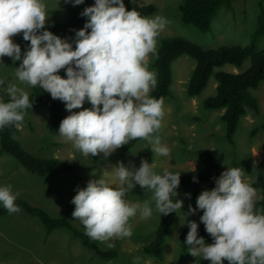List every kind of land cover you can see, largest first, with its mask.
<instances>
[{
	"label": "clouds",
	"instance_id": "clouds-1",
	"mask_svg": "<svg viewBox=\"0 0 264 264\" xmlns=\"http://www.w3.org/2000/svg\"><path fill=\"white\" fill-rule=\"evenodd\" d=\"M64 3L77 6L84 0ZM79 15L87 19L81 29L74 30L70 43L45 28V0H0V57L20 61L14 73L20 84L38 86L64 104L69 115L60 121L58 135L82 155L107 157L130 140L142 139L152 146V153L168 156V147L154 135L161 127L164 109L161 99L149 95L156 80L148 68V57L155 56L156 38L169 21L160 15L149 18L136 10L126 11L123 0H94ZM16 34L28 42L23 54L12 40ZM61 69L64 78L58 74ZM0 91L8 97L7 102L0 98V129L19 127L23 110L32 105L27 92L2 77ZM85 100L91 109L72 111L80 109ZM113 170L118 180L115 187L101 176L74 189L71 216L90 239L112 247L108 242L113 238L131 235V218L152 216L148 201L129 202L127 194L136 185L152 194L160 216L181 209L182 201L173 200L180 173L165 170L157 174L143 159L138 168L118 161ZM242 175L239 167H227L211 190L196 197L195 209L188 207L186 215L202 210L199 221L210 244L198 237L197 223L181 215L188 228L184 244L191 256L209 264H264V213L257 207L256 189ZM192 179L196 182L195 176ZM18 196L10 185L0 186V207L10 214L18 212Z\"/></svg>",
	"mask_w": 264,
	"mask_h": 264
},
{
	"label": "rangeland",
	"instance_id": "rangeland-1",
	"mask_svg": "<svg viewBox=\"0 0 264 264\" xmlns=\"http://www.w3.org/2000/svg\"><path fill=\"white\" fill-rule=\"evenodd\" d=\"M182 2L183 0H130L133 8L153 5L155 10L149 18L160 15L169 21L156 38V51L163 39L174 36L182 37L204 49L244 46L255 29L259 10L264 12V0H236L230 10L222 8L217 12L211 22L210 31L203 34L180 22L179 8ZM45 4L48 14L45 24L65 21L68 15L66 10L73 7L70 3L65 4L64 0H45ZM19 36L22 35H15ZM13 37L12 40L16 43ZM257 49H264V37L257 41ZM154 58L155 56L149 55L148 68L155 74L151 67ZM0 62L3 64L0 65V77L6 82L17 84L29 93L33 87L20 84L14 75L20 61H13L5 56L0 57ZM194 65L195 61L187 56L179 57L171 65L170 95L163 101L164 115L161 127L156 133L161 144L168 147V156L152 153V146L142 139L124 154H121L120 146L107 157L103 154L82 155L72 147L71 142L58 135V127H49L47 108L39 106L24 115L13 138L30 155L66 161L71 163L75 170L71 175L38 177L26 172L9 155L0 152V186L10 185L14 193L19 192L17 199L25 200L51 218H64L74 229L84 232L83 226L71 216L74 205L70 201L76 194L74 189L83 188L89 180L99 179L101 176L109 186L115 187L118 180L113 168L118 161L125 167L138 168L143 159L152 164L153 171L157 174L167 170L187 176L200 170L196 152L205 149L213 156L222 155L220 173L227 167H239L243 173L242 180L249 184L258 174L264 177V131L260 129L264 123V79L257 89L249 91L257 103V110L245 108V114L239 119L232 141L228 142L224 135V124L220 120L223 110H206L202 107L203 101L214 95V78H209L198 96L191 98L186 95V84ZM248 65V60H245L239 68L224 65L216 68L214 72L237 74L243 72ZM62 70H59V75ZM4 96L8 98L6 93L0 91V97ZM84 108L91 109L87 100L80 109L72 111ZM63 112L69 115L65 108ZM211 189L207 183L199 185L197 191L191 187L176 189L175 200H181L182 207L175 212L176 219L165 236L161 260L141 251L142 246L151 240L161 216L154 210L152 194L136 185L127 194L129 202L148 201L150 207H153L152 216L148 219H141L139 215L131 218V235L126 238H113L108 242L112 247H107L105 242L91 239L99 250L116 252L115 258H98L95 252L86 249L63 228L46 233L36 218L24 214L19 209L16 213L0 216V264H209L206 260L191 256L188 249L186 252L181 251L178 236L186 224L181 215L185 216L186 220L199 221L202 210L197 211L195 215H186L188 207L191 205L195 209L196 197L200 192ZM185 194L189 196L186 197ZM257 195L259 196L258 192ZM257 207L260 208L259 201ZM32 252H36L35 256L39 259H34Z\"/></svg>",
	"mask_w": 264,
	"mask_h": 264
},
{
	"label": "trees",
	"instance_id": "trees-1",
	"mask_svg": "<svg viewBox=\"0 0 264 264\" xmlns=\"http://www.w3.org/2000/svg\"><path fill=\"white\" fill-rule=\"evenodd\" d=\"M236 0H183L179 8V20L185 26H190L200 33H208L211 28V22L217 12L224 8L231 9L232 3ZM94 0H84L81 5L70 7L66 10L67 19L62 22H52L45 24V28L52 34L60 38H67L71 43L74 38V30H79L86 22V17H81L79 13L86 6H91ZM125 10H136L140 15L148 17L153 14L155 8L153 5H144L137 8L131 6L130 0H123ZM264 37V12L259 10L255 19V29L249 37V41L244 46H219L215 49H204L189 42L188 40L174 36L167 37L160 42L156 51L155 58L151 67L155 72L156 85L150 91L149 95L155 99H161L162 102L170 95L171 85V65L181 56H187L195 61L194 68L186 84V95L188 97L198 96L210 77L215 80L214 95L203 101L202 107L206 110L222 109L220 120L224 124V135L228 142L232 141L239 119L245 114V108L253 111L257 110V103L250 95V90L257 89L259 83L264 79V49H257V41ZM21 48L23 53L28 46V42L22 39V36L13 37ZM248 60V67L241 73L214 72L216 68L224 65H230L239 68L242 63ZM64 78V70L60 73ZM28 94L31 107L24 109L26 115L31 109L45 106L47 108L48 123L50 128L59 127L60 121L67 115L64 114V104L59 100H53L44 90L33 87ZM5 102L8 98L0 97ZM260 129L264 131V123ZM17 131L15 126H7L0 129V152L9 155L28 173L43 177L46 175H71L74 172V166L66 161L56 158H38L25 152L20 144L13 138ZM156 135V133H154ZM141 139L130 140L127 144L121 145V154L126 153L136 142ZM197 160L200 170L192 175L179 176V187H191L197 191L199 185L207 183L213 188L215 178L220 175V167L223 161L222 155L213 156L205 149H199ZM193 176L196 182H193ZM250 185L259 193V205L264 213V177L256 175ZM176 192V189L174 190ZM175 197L173 200L175 201ZM16 205L26 215L36 218L45 228L46 233L52 230L63 228L79 240L88 250L96 253L100 259H113L117 253L111 250L101 251L96 244L87 237L84 232L77 231L64 218H51L39 208L31 206L23 199H16ZM8 212L0 207V216L7 215ZM176 219L175 213L161 215L160 221L153 231L151 240L142 246L141 251L144 254L152 256L157 260L162 259L161 248L165 241L166 234L171 230ZM197 223L198 237H203L206 244L211 243L210 236L205 232L203 224ZM188 228L182 229L178 236V246L181 251L186 252L187 247L184 244ZM224 264H227L225 261Z\"/></svg>",
	"mask_w": 264,
	"mask_h": 264
},
{
	"label": "crops",
	"instance_id": "crops-1",
	"mask_svg": "<svg viewBox=\"0 0 264 264\" xmlns=\"http://www.w3.org/2000/svg\"><path fill=\"white\" fill-rule=\"evenodd\" d=\"M48 234H49V233H48ZM36 252H37V251H36ZM36 252H35V253H36ZM32 253H34V252H32ZM35 253H34V259H39V258H37V257L35 256V255L37 254V253H36V254H35Z\"/></svg>",
	"mask_w": 264,
	"mask_h": 264
}]
</instances>
